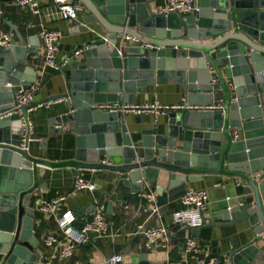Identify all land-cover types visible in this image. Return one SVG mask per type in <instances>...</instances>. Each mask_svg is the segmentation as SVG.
<instances>
[{"label": "water", "instance_id": "95a60500", "mask_svg": "<svg viewBox=\"0 0 264 264\" xmlns=\"http://www.w3.org/2000/svg\"><path fill=\"white\" fill-rule=\"evenodd\" d=\"M81 1L87 13L71 33L89 40L80 57L58 62L60 93L38 92L34 103L0 120V264H43L31 197L39 185L45 191L49 168H70L76 178L90 171L102 183L88 215L103 200L105 215L115 202L126 206L144 186L163 207L203 175L232 178L242 201L205 215L202 227L245 224L253 240L230 252L229 264H264V0H200V12L186 16L155 11L156 0ZM14 30L18 44L0 48V115L37 77L29 58L38 45ZM125 35L153 48L125 44ZM167 78L184 86L186 100L161 129L133 136L126 114L99 108L127 105ZM40 105L58 106L48 131L76 137L72 159L53 163L30 154L29 110Z\"/></svg>", "mask_w": 264, "mask_h": 264}, {"label": "crops", "instance_id": "0c3cea01", "mask_svg": "<svg viewBox=\"0 0 264 264\" xmlns=\"http://www.w3.org/2000/svg\"><path fill=\"white\" fill-rule=\"evenodd\" d=\"M200 1V0H199ZM42 14L35 16L29 11L19 8L9 0H0V37L4 34L12 35L14 45L18 44L15 28L28 41L38 45L39 54L29 58V66L36 73L35 86L39 87L42 98L60 93V84L63 78L59 69L44 68V41L40 38L42 30H60L63 34L57 46V61L61 62L75 50L82 48L89 37L79 33H71L72 21L62 20L58 14L57 6L53 0H40ZM164 0H156L152 4L155 11L160 12L164 7ZM87 9L80 12L79 17L85 15ZM191 15V14H186ZM185 15V16H186ZM82 55V54H81ZM80 55V56H81ZM184 86L170 78L162 84L149 88L146 94L134 95V99L127 105L144 106L158 101L163 106L174 107L185 102ZM122 105H126L121 101ZM56 105H41L29 111V121L32 126L31 155L53 163L66 162L74 157L76 137L70 132L52 135L49 133V119L56 115ZM168 123V113L156 115L152 112L137 115L126 114L125 125L133 136L140 137L141 131L147 128L161 129ZM242 139V134H238ZM45 139L46 148H40L41 140ZM82 178L102 185L90 171L83 170ZM46 189L40 191V185L32 192L31 207L35 208L38 219L34 223V236L40 242L42 254L39 261L43 264H106V260L120 254L124 257V264H197L198 260L217 258L220 264H229V253L238 250L253 240L251 231L245 224L235 226H206L200 230L181 227L173 223L172 213L183 209L181 199L158 207V213H153L151 204L141 197L144 192L155 193L153 188L144 186L140 195L132 196L126 206L120 202L112 205L111 212L106 211L108 221L107 234L101 238L94 237L88 243L78 245L72 257L63 259L57 250L47 247L44 240L48 235H53L65 243L63 230L58 224V215L67 210L73 211L76 216V227H82L91 220L95 214H87L85 208L98 197L100 190L91 192L77 191L74 187L76 177L70 168L48 169L46 173ZM42 182H40L41 184ZM188 191H207L209 194V209L206 217L212 212L241 202L238 198L237 187L234 179L220 175H203L199 181L188 184ZM65 197L61 203L58 214H46L40 207L60 197ZM227 198H230L228 201ZM104 200L98 205L97 211L102 210ZM80 208L81 211H77ZM163 225L167 237L157 242L152 249L145 246L146 236L144 231ZM195 236L200 252L185 253L183 245L186 240ZM264 251V243H261ZM45 255V257H44ZM145 255V258H143Z\"/></svg>", "mask_w": 264, "mask_h": 264}, {"label": "built area", "instance_id": "2783aa9c", "mask_svg": "<svg viewBox=\"0 0 264 264\" xmlns=\"http://www.w3.org/2000/svg\"><path fill=\"white\" fill-rule=\"evenodd\" d=\"M15 6L29 11L35 16L42 14L40 0H9ZM58 9V14L62 20L75 21L79 18L80 12L84 10V4L81 0H53ZM165 5L161 9V13H179L197 14L200 12L199 0H164ZM62 32L60 30H42L40 32V38L44 41V57L43 67L59 69L57 61V46L62 39ZM122 42L125 44H135L140 47L153 48V45L142 41L141 39L125 35L122 38ZM14 45L12 35L4 34L0 37V48H9ZM84 49L80 48L73 53L76 57H80ZM213 83H217V80H213ZM39 92V87L33 85L30 90H20L16 95V106L12 110L0 115V120L10 117L17 113L22 106L30 105L35 101V95ZM41 106V105H40ZM99 108L123 114L134 113L142 115L145 113H154L156 115L166 114L171 111H177L184 108V105H178L174 107H168L161 105L158 101L153 104H146L144 106H132L122 104H102ZM192 109L193 107H188ZM197 108V107H196ZM217 109L212 107L211 109ZM32 110V109H30ZM29 110V111H30ZM31 125V123H30ZM32 128V126H31ZM238 137V134H235ZM74 187L77 191H96L99 185L91 180H86L82 177L76 178ZM141 197L148 201L153 213H158L157 196L155 193L144 192ZM65 197H60L48 202H44L40 210L46 214H58L61 203ZM229 201L230 198H227ZM183 209L177 210L172 213L173 223L190 229H198L204 225V216L209 209V194L207 191H188V193L181 198ZM76 216L73 211L67 210L64 213L58 215V224L63 230L65 239L68 241L65 243L61 239L48 235L44 244L47 247L57 250L59 256L63 259L72 257L75 248L78 245L88 243L92 238H101L107 234L108 221L105 214L98 210L93 215L92 219L87 221L82 227H76ZM146 236L145 246L147 249H152L154 245L167 237L168 231L163 225H159L154 228H149L144 231ZM185 253L200 252L197 238L192 236L188 238L183 245ZM124 257L120 254H114L106 260V264H124ZM197 264H220V260L217 258H211L209 260H198Z\"/></svg>", "mask_w": 264, "mask_h": 264}]
</instances>
